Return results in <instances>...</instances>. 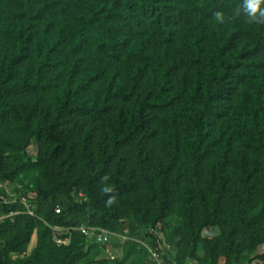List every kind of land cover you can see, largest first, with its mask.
Masks as SVG:
<instances>
[{
	"label": "trees",
	"instance_id": "trees-1",
	"mask_svg": "<svg viewBox=\"0 0 264 264\" xmlns=\"http://www.w3.org/2000/svg\"><path fill=\"white\" fill-rule=\"evenodd\" d=\"M241 4L0 0V264H264V21Z\"/></svg>",
	"mask_w": 264,
	"mask_h": 264
},
{
	"label": "clouds",
	"instance_id": "clouds-1",
	"mask_svg": "<svg viewBox=\"0 0 264 264\" xmlns=\"http://www.w3.org/2000/svg\"><path fill=\"white\" fill-rule=\"evenodd\" d=\"M240 10L243 12L249 23L264 21V0H242ZM217 19L222 20L223 14L216 13ZM105 192L111 191L110 188H105ZM111 203V201H109Z\"/></svg>",
	"mask_w": 264,
	"mask_h": 264
},
{
	"label": "built area",
	"instance_id": "built-area-1",
	"mask_svg": "<svg viewBox=\"0 0 264 264\" xmlns=\"http://www.w3.org/2000/svg\"><path fill=\"white\" fill-rule=\"evenodd\" d=\"M82 233L87 236V237H94L99 243H105L108 239V237L111 235L109 232L101 229H85L81 228L80 229ZM117 239V236L116 238ZM122 241H126L127 239L121 238ZM150 256L151 259L153 260L154 264H164L162 257L160 253H158L156 250H150ZM110 260H115V256L113 254L109 255Z\"/></svg>",
	"mask_w": 264,
	"mask_h": 264
},
{
	"label": "rangeland",
	"instance_id": "rangeland-1",
	"mask_svg": "<svg viewBox=\"0 0 264 264\" xmlns=\"http://www.w3.org/2000/svg\"><path fill=\"white\" fill-rule=\"evenodd\" d=\"M33 244H34V241H33V243H32V246H33ZM111 254H113V253H111Z\"/></svg>",
	"mask_w": 264,
	"mask_h": 264
}]
</instances>
